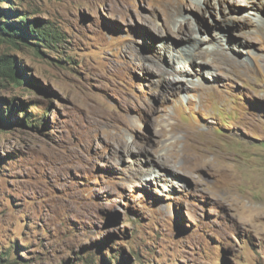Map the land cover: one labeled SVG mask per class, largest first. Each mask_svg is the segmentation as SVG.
<instances>
[{"label": "rangeland", "instance_id": "obj_1", "mask_svg": "<svg viewBox=\"0 0 264 264\" xmlns=\"http://www.w3.org/2000/svg\"><path fill=\"white\" fill-rule=\"evenodd\" d=\"M0 6L63 31L0 36L4 259L264 264V0Z\"/></svg>", "mask_w": 264, "mask_h": 264}, {"label": "trees", "instance_id": "obj_2", "mask_svg": "<svg viewBox=\"0 0 264 264\" xmlns=\"http://www.w3.org/2000/svg\"><path fill=\"white\" fill-rule=\"evenodd\" d=\"M6 1L7 0H0V4ZM13 11L15 13L17 10L11 9L10 6H0V36H9L14 41L16 38H25L29 40L31 36H35L37 37L35 40L43 42L49 49H53L56 41L63 38V31L53 23H43L38 19L31 20L27 14L19 15L18 20L12 19L10 14H12L11 12ZM35 44L36 47L40 45V43ZM14 63L15 62L11 60L10 56H0V79H9L16 85L22 86L27 82V76L22 78L20 76L21 70L17 72ZM3 112L4 110L0 107V118L4 117ZM12 116L14 117L11 111L6 114V117L10 120ZM15 117L19 120L18 116L15 115ZM31 118V114L25 111L23 118L24 124L38 127V120H32ZM11 250H14V248L8 249L7 253L11 254ZM0 264H12V262L10 259H4V257L0 255Z\"/></svg>", "mask_w": 264, "mask_h": 264}, {"label": "bare ground", "instance_id": "obj_3", "mask_svg": "<svg viewBox=\"0 0 264 264\" xmlns=\"http://www.w3.org/2000/svg\"><path fill=\"white\" fill-rule=\"evenodd\" d=\"M207 2H208V0H206ZM225 8H222V13L223 12H225V11H223ZM182 27H185V26H182ZM179 33V32H178ZM175 128V127H174ZM122 143V140H120V144ZM178 144H179V141H178V139H176V140H174V141H172L169 145L173 148V150H175L174 152H173V154L175 155V157H179V155L180 154H178V152L176 151V148L178 147ZM169 148V147H168ZM180 153V152H179ZM193 155V157H195V158H199V157H202L201 155H199L198 153H193L192 152V154H190V156H192ZM169 156V155H168ZM159 161H160V163L161 164H163V165H167V162L165 161V160H163V158H159L158 159ZM168 161H170V160H168ZM183 162V161H182ZM195 162V161H194ZM185 164V163H184ZM177 167V166H176ZM200 167V166H199ZM198 168V166L196 165L195 167L193 166V168L192 169H194V170H196ZM190 170V169H189Z\"/></svg>", "mask_w": 264, "mask_h": 264}]
</instances>
